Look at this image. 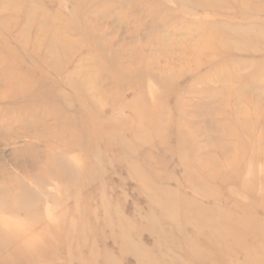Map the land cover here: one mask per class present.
<instances>
[{
	"label": "rangeland",
	"instance_id": "374dc122",
	"mask_svg": "<svg viewBox=\"0 0 264 264\" xmlns=\"http://www.w3.org/2000/svg\"><path fill=\"white\" fill-rule=\"evenodd\" d=\"M0 264H264V0H0Z\"/></svg>",
	"mask_w": 264,
	"mask_h": 264
}]
</instances>
